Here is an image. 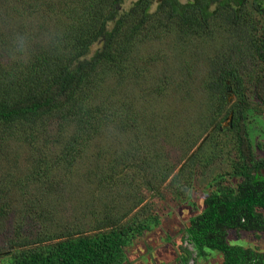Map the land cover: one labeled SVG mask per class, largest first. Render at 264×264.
Wrapping results in <instances>:
<instances>
[{"label":"trees","instance_id":"trees-1","mask_svg":"<svg viewBox=\"0 0 264 264\" xmlns=\"http://www.w3.org/2000/svg\"><path fill=\"white\" fill-rule=\"evenodd\" d=\"M214 33L227 39L204 83L208 120L220 132L233 112L229 177L240 181L216 176L184 232L201 256L211 250L222 264H264L262 252L228 241L232 230L264 232V157L248 122L264 95V0H0V218L17 214L18 229L3 264H129V244L159 223L157 203L166 210L170 195L179 201L181 180V194L193 197L195 168L211 153L203 146L161 191L178 163L160 144L171 132L153 123L165 116L172 127L175 115L141 84L148 78L159 93L177 74L154 76L143 61L165 52L143 44L171 36L179 50ZM188 64L179 62L178 74ZM79 181L101 193L82 203ZM14 187L38 207L16 205ZM124 198L133 203L126 211Z\"/></svg>","mask_w":264,"mask_h":264},{"label":"rangeland","instance_id":"rangeland-1","mask_svg":"<svg viewBox=\"0 0 264 264\" xmlns=\"http://www.w3.org/2000/svg\"><path fill=\"white\" fill-rule=\"evenodd\" d=\"M227 37L221 35L212 34L211 38L195 39V42L188 48L187 46L174 50L172 41L173 37L169 36L167 39H162L161 43H155L154 41H147L143 46L149 45L151 50L156 53H164L161 61H153L152 57H147L143 64L146 68L154 66L153 75L158 76L164 69L169 70L171 73H176L175 83L168 89L159 93L155 92L154 88L147 87L148 82L152 83V80L143 78L142 87L148 91V95L145 97H163V104L169 105L172 109L175 119L172 122V127H167L165 123L166 118L162 116L158 118L155 127L160 124L165 130L171 132L167 136H163L160 140V144L164 145L169 150V156L167 160L170 163H178L174 168V171L169 175L167 182L163 184L161 191L166 186L170 185V181L175 178L178 173L187 165L194 155L204 146L206 155L211 153V160L201 161V157H197L196 160L202 163L198 168H195L197 173V179L200 186L193 192V197L189 200L185 199V194H181L183 189L184 180H181L177 195L180 200L176 201L171 195L167 198L169 201V207L164 210V205L157 203L155 209L161 211V217L159 223L153 224L145 231L143 235L135 238L127 247V257L129 264H222L223 256L215 251L207 250L204 256H201L196 248L188 243L186 239L185 228L188 227L190 219L201 213L204 209V201L207 194L210 191L209 185L213 182L214 178L220 174H225L227 183H238L240 179L238 177H229L231 173V159L234 157V130L228 128L233 119V112L222 122V131H216L215 125H211L208 120V105L206 97V87L204 85L205 80L209 76V68L214 64L213 54H222L224 51V44ZM168 40V41H167ZM189 50V51H188ZM195 58V61L192 59ZM179 62L190 63L186 67V71L183 73L177 72L176 66ZM151 75V76H153ZM165 77L164 87L167 84V77ZM135 81V80H134ZM183 82L186 84L184 85ZM176 93V97H172L173 93ZM166 97V99H164ZM234 95H230L229 101L232 102ZM262 101L251 103L253 110L249 114L248 122L250 123L251 139L255 145L256 155L264 157V95H262ZM161 100V102H162ZM165 107L163 105H159ZM226 111L229 110L227 107ZM222 118V117H221ZM221 119H219V122ZM153 122V118L152 121ZM149 132V136H150ZM182 137L180 143H174V139ZM191 148L189 149V147ZM193 146V147H192ZM259 146V147H258ZM209 157V156H207ZM104 164L102 166V169ZM101 169V170H102ZM102 174L105 175L104 172ZM68 183V181H67ZM86 190H77L76 196L79 197L82 203L91 199L96 193H101L97 185L91 183L90 187L87 182H78ZM182 185V186H181ZM209 190H208V189ZM19 188H11L9 190L10 197L14 203L23 205L19 207L29 208L37 203L27 201L25 196L21 195ZM160 191V193H161ZM87 193V194H86ZM156 195V193H154ZM166 196V194L164 195ZM8 197V196H7ZM9 198V197H8ZM153 193H148L146 201L154 200ZM7 201H10L7 199ZM6 201V202H7ZM76 201H79L76 199ZM12 202V201H11ZM121 209L126 211L133 206L131 199H122ZM16 204V205H17ZM69 204L74 205L70 202ZM50 205V204H49ZM146 205V204H144ZM134 209L137 213L144 207ZM16 213L19 211L18 206ZM38 204L33 208H37ZM67 212H72L70 206H67ZM264 214V210H261ZM17 214L13 213L5 216V220L0 218V264H3L9 256V252H12L15 247L11 245L12 239L15 238L17 230H14L12 225L15 223ZM4 220V221H3ZM13 223V224H12ZM88 223V222H86ZM29 224V223H28ZM30 226V225H28ZM28 226H25L26 228ZM24 228V229H26ZM31 228V227H30ZM21 230L23 234L25 231ZM32 229V228H31ZM228 241L230 244L239 245L245 248L254 249L264 254V232L246 231V230H232L229 232Z\"/></svg>","mask_w":264,"mask_h":264}]
</instances>
